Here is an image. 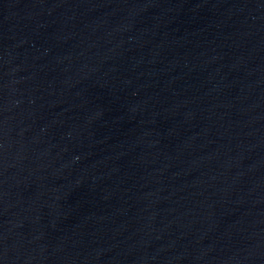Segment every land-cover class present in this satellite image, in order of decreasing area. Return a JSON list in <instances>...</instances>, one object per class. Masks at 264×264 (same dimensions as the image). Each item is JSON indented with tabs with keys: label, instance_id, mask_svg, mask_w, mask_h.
I'll return each instance as SVG.
<instances>
[{
	"label": "water",
	"instance_id": "obj_1",
	"mask_svg": "<svg viewBox=\"0 0 264 264\" xmlns=\"http://www.w3.org/2000/svg\"><path fill=\"white\" fill-rule=\"evenodd\" d=\"M0 264H264V0H0Z\"/></svg>",
	"mask_w": 264,
	"mask_h": 264
}]
</instances>
